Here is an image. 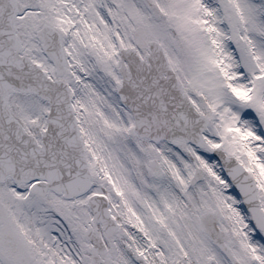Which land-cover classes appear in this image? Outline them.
Returning <instances> with one entry per match:
<instances>
[{
	"label": "snow or ice",
	"instance_id": "1",
	"mask_svg": "<svg viewBox=\"0 0 264 264\" xmlns=\"http://www.w3.org/2000/svg\"><path fill=\"white\" fill-rule=\"evenodd\" d=\"M0 264H264V0H0Z\"/></svg>",
	"mask_w": 264,
	"mask_h": 264
}]
</instances>
